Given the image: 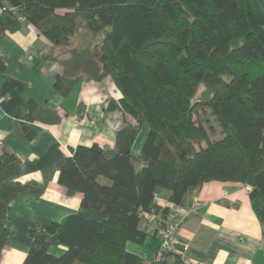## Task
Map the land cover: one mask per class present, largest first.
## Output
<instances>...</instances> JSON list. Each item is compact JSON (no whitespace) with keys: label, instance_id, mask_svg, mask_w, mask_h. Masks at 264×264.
I'll return each mask as SVG.
<instances>
[{"label":"trees","instance_id":"obj_1","mask_svg":"<svg viewBox=\"0 0 264 264\" xmlns=\"http://www.w3.org/2000/svg\"><path fill=\"white\" fill-rule=\"evenodd\" d=\"M23 21L50 43L43 60L60 68L59 94L109 77L121 98L111 99L108 110L121 112L124 124L113 148L79 145L58 164L59 184L81 194V209L106 218L72 214L32 230L22 264H150L126 248L149 234L141 224L159 236L172 206L188 205L213 181L251 188L264 224V16L256 0H7L0 4V42ZM8 62L0 54V74ZM16 116L49 125L61 120L35 102ZM20 167L17 156H0L1 169ZM161 189L170 193L165 208L156 199ZM42 192L29 183L0 185V263L11 203ZM52 234L66 247L60 255L50 252Z\"/></svg>","mask_w":264,"mask_h":264},{"label":"crops","instance_id":"obj_2","mask_svg":"<svg viewBox=\"0 0 264 264\" xmlns=\"http://www.w3.org/2000/svg\"><path fill=\"white\" fill-rule=\"evenodd\" d=\"M6 2L0 0V4ZM256 2L264 16V0ZM49 47L48 40L26 21L18 32L7 33L0 42V54L9 58L6 71L0 74V156L13 154L21 161L16 173L0 168V185L17 181L43 189L39 196L24 193L11 203L6 218L10 235L0 264L24 262L34 229L45 231L50 223H64L72 214L97 221L106 218L101 212L81 209V194L70 195L59 184L58 164L79 145L114 147L124 117L121 112H108L107 104L111 98H121V93L117 90V97L111 79L106 78L80 82L69 95L61 96L54 87L60 68L43 60ZM29 102L57 111L60 122L49 125L18 118L16 114L28 113ZM143 129L133 148L136 156L147 136ZM158 196L162 208L170 206L169 191L161 189ZM195 200L204 206L182 224L176 253L167 258V264H183L178 257L183 253L191 264H264L260 204L251 199L245 185L208 182L184 207ZM141 228L149 233L144 241L128 242L126 248L150 262L158 252L160 237L154 235L150 224L144 222ZM50 244L54 255L66 250L57 234L50 235Z\"/></svg>","mask_w":264,"mask_h":264},{"label":"built area","instance_id":"obj_3","mask_svg":"<svg viewBox=\"0 0 264 264\" xmlns=\"http://www.w3.org/2000/svg\"><path fill=\"white\" fill-rule=\"evenodd\" d=\"M247 188L251 191V188ZM156 199L159 200L158 195H156ZM203 206L204 203L200 200L193 201L187 207L181 205L172 206L167 221L159 227L160 247L156 256L150 261V264L161 262L176 253L175 246L178 244V236L182 224L191 218ZM178 255L183 264H191L190 259L184 253Z\"/></svg>","mask_w":264,"mask_h":264},{"label":"rangeland","instance_id":"obj_4","mask_svg":"<svg viewBox=\"0 0 264 264\" xmlns=\"http://www.w3.org/2000/svg\"><path fill=\"white\" fill-rule=\"evenodd\" d=\"M65 51H67V50H60L58 53H56V54H59V55H62V54H64L65 53ZM62 57H65V56H62ZM109 78V77H108ZM111 79V78H110ZM105 80V79H104ZM112 81V80H111ZM112 83H113V85H114V94L117 96L118 94H117V89H115V84H114V82L112 81ZM111 89V88H110ZM118 97V96H117ZM111 99H114V98H111ZM110 99V100H111ZM120 98H117L116 100H119ZM108 104H109V102H108ZM108 104H107V110H108ZM108 112H110L109 110H108ZM116 112V111H115ZM144 130V129H143ZM142 130V132L140 133V135H143L144 134V131Z\"/></svg>","mask_w":264,"mask_h":264}]
</instances>
